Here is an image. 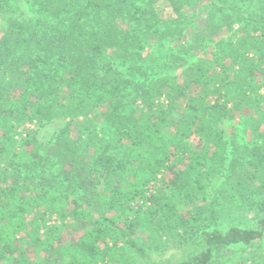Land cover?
I'll return each instance as SVG.
<instances>
[{"label": "trees", "instance_id": "1", "mask_svg": "<svg viewBox=\"0 0 264 264\" xmlns=\"http://www.w3.org/2000/svg\"><path fill=\"white\" fill-rule=\"evenodd\" d=\"M189 2L0 0V179L25 175L0 186V264H155L167 239L196 238L199 250L178 264H215V254L232 246L251 249L235 264H264V146L231 162L222 189L240 192L238 205L254 212L255 226L213 227L216 201L210 211L178 210L222 174L223 118L264 101V0H205L201 34L238 25L237 35L159 75L145 47L182 33ZM159 3L174 15L162 17ZM54 118L65 124L39 153L28 125ZM99 124L110 131L99 133ZM51 157L75 197L47 175ZM155 181L169 193L151 191ZM72 230L80 233L65 237Z\"/></svg>", "mask_w": 264, "mask_h": 264}, {"label": "rangeland", "instance_id": "2", "mask_svg": "<svg viewBox=\"0 0 264 264\" xmlns=\"http://www.w3.org/2000/svg\"><path fill=\"white\" fill-rule=\"evenodd\" d=\"M228 1L234 3L235 0ZM243 5L246 9L247 5ZM157 9L162 17H168V15L172 17L174 15L166 3L157 4ZM182 11L185 23L183 24V31L179 36L174 34V36L168 37L157 43V46L150 42L151 44L148 43L145 47V51H149L151 53V59L154 62L156 70L155 72L159 75L169 74L176 71L184 61L191 63L199 58V56L205 55V53L209 55L210 53L216 52V42L218 39H226L228 37L232 38V35L236 34L235 30L238 28V25H234V29L231 32L226 33V31L223 30L218 34L216 33V35L214 34L215 37L207 35L203 36V34H201L200 29L205 23V18L208 16L207 3H205V0H191L188 5L183 7ZM211 15H213L214 20L218 17L217 13L211 12ZM221 18L226 21H231L234 17L223 15ZM189 43L192 47L190 48L191 50L186 52V49L188 48L187 45ZM158 49L160 51L159 55L162 53L165 54V56L163 55V58L162 56L158 59L154 58V54ZM125 66L126 65L119 68L124 73H128ZM259 91L260 93H264L263 89H259ZM64 124V119L54 118L41 124L34 122L28 125V127L33 130L34 137L39 146V153H43L45 149L52 146L55 134ZM96 127L99 133H104L110 131L111 129L109 128V125L106 124H99ZM221 127L226 141V161L225 166L222 169V174L211 179L203 197L197 198L192 204H179L178 210L180 212L194 209L197 210L200 206L207 205V209L210 211V208H212L210 203L216 201L213 207L214 210L219 213L220 218L216 220L215 225H212L213 227L221 229L230 225L252 227L256 224L254 217H252L254 212L252 210L243 211L240 209L241 206L238 205L240 192L233 193L227 191L223 193L222 189L228 184V180L225 175L228 172V167L231 162H235L237 165L241 162H245L248 157V149L254 146H264L263 99L260 98L251 103L248 101L245 104H239L237 110H231V112L223 118ZM13 135L17 140H19L23 136V133L19 129L16 130ZM51 162L50 166L47 167L49 170L47 175L51 177L52 182H54L57 185V188L68 198L71 199L75 197L76 194L72 189V186L62 180L61 176L58 174V169L54 163L53 157H51ZM5 175L6 179H0V186L2 187L9 185L16 176L19 179L24 178L25 176L24 174L15 172H8L5 173ZM98 188L102 190V180L98 184ZM159 189L163 190L166 194L169 193V189L165 187L161 181H155L150 186L151 191H160ZM92 211L93 214L98 215V212L103 210L93 209ZM52 221H58L56 215H52ZM65 223L66 225H69V228L71 219L67 218ZM78 233H80L79 230H72L71 233H66L65 237H73ZM262 242L264 245V240ZM257 244L258 243H256V245ZM200 247L201 240L198 238L194 241L183 244H177L167 239L166 244L161 246L163 252L158 256H155V264H178L180 260L186 259L191 254L197 252ZM248 250L251 249L247 247L243 248V246L223 248L215 254L213 263L235 264L240 258L246 256V251ZM122 256L124 258L130 257L128 252H124ZM135 259L136 258L131 259V263L135 262ZM2 264L12 263L8 261L3 262Z\"/></svg>", "mask_w": 264, "mask_h": 264}]
</instances>
